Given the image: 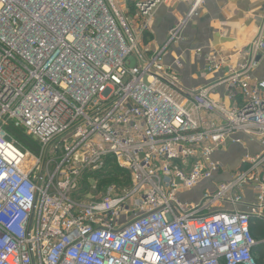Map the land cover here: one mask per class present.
Instances as JSON below:
<instances>
[{
    "label": "built area",
    "instance_id": "built-area-1",
    "mask_svg": "<svg viewBox=\"0 0 264 264\" xmlns=\"http://www.w3.org/2000/svg\"><path fill=\"white\" fill-rule=\"evenodd\" d=\"M166 1L0 0V264H258L264 10L237 62L194 51L213 79L189 88L165 59L205 0L151 48ZM233 145L238 170L218 158Z\"/></svg>",
    "mask_w": 264,
    "mask_h": 264
},
{
    "label": "crops",
    "instance_id": "crops-1",
    "mask_svg": "<svg viewBox=\"0 0 264 264\" xmlns=\"http://www.w3.org/2000/svg\"><path fill=\"white\" fill-rule=\"evenodd\" d=\"M190 4L191 0H168L157 8L151 23V48L166 41ZM263 10L264 0H205L199 15L183 28V41L171 48L166 62L171 64L177 58H187L191 74L183 82L189 88L200 87L212 80L213 76L203 73L204 61L196 58L194 51L202 48V57L215 51L231 63L237 62L241 51L256 35ZM262 73L264 60L258 74ZM246 196L247 200H253L251 190L246 192Z\"/></svg>",
    "mask_w": 264,
    "mask_h": 264
},
{
    "label": "rangeland",
    "instance_id": "rangeland-1",
    "mask_svg": "<svg viewBox=\"0 0 264 264\" xmlns=\"http://www.w3.org/2000/svg\"><path fill=\"white\" fill-rule=\"evenodd\" d=\"M184 63L186 64V69L182 70V72H180V76L186 80L187 76H190L191 72H190V68L188 66V59L184 58ZM250 147H253V145H249ZM245 147L242 145H233L230 148H228L227 150H222L219 155L218 158L224 163V165L228 168V169H236L238 170V167L240 165V160H241V155L245 152ZM229 175V174H228ZM216 189V185H211L209 182L207 181H203L201 182L199 185H197L196 187H194L193 189H184L183 191H180L178 193V198L182 201H192V202H200L205 190H209V191H213ZM224 206L226 207H230L229 204H224ZM238 208L240 210L243 209V207L241 205L238 206Z\"/></svg>",
    "mask_w": 264,
    "mask_h": 264
},
{
    "label": "trees",
    "instance_id": "trees-1",
    "mask_svg": "<svg viewBox=\"0 0 264 264\" xmlns=\"http://www.w3.org/2000/svg\"><path fill=\"white\" fill-rule=\"evenodd\" d=\"M7 132L13 136L25 148L37 152L39 149L38 142L27 136L21 129L9 125L6 127ZM251 232L256 240L260 241L264 236L263 222L254 217L251 218ZM253 254L258 264H264V245L258 244L253 249Z\"/></svg>",
    "mask_w": 264,
    "mask_h": 264
},
{
    "label": "water",
    "instance_id": "water-1",
    "mask_svg": "<svg viewBox=\"0 0 264 264\" xmlns=\"http://www.w3.org/2000/svg\"><path fill=\"white\" fill-rule=\"evenodd\" d=\"M261 56H262V53H259L257 56V60H260Z\"/></svg>",
    "mask_w": 264,
    "mask_h": 264
}]
</instances>
